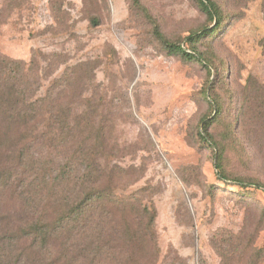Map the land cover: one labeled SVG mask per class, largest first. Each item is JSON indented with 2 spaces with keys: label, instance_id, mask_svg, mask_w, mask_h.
Masks as SVG:
<instances>
[{
  "label": "rangeland",
  "instance_id": "obj_1",
  "mask_svg": "<svg viewBox=\"0 0 264 264\" xmlns=\"http://www.w3.org/2000/svg\"><path fill=\"white\" fill-rule=\"evenodd\" d=\"M211 1L221 26L194 42L218 22L199 0H0V71L33 104L28 129L57 136L53 119L68 114L73 144L91 150L115 193L156 209L158 264H264V185H249L264 184V0ZM156 26L202 60L172 52ZM215 117L219 147L200 136ZM21 129L0 115L1 175L12 182L0 201V264L32 243L20 234L34 216L17 195L21 161L57 169L68 155L59 138L30 143ZM29 163L38 181L51 179ZM38 202L45 220L60 210L49 191ZM49 254L36 264H71L59 240Z\"/></svg>",
  "mask_w": 264,
  "mask_h": 264
},
{
  "label": "trees",
  "instance_id": "obj_2",
  "mask_svg": "<svg viewBox=\"0 0 264 264\" xmlns=\"http://www.w3.org/2000/svg\"><path fill=\"white\" fill-rule=\"evenodd\" d=\"M133 1L139 3V0ZM199 1L218 22L215 27L205 28L192 35L189 39H193L194 42L207 34L216 33L222 23L214 2ZM155 34L172 52L182 53L187 59L202 60V54L195 48L187 50L184 46L171 42L158 26L155 27ZM206 65L209 66L210 62ZM13 77L14 75L9 74L2 76L0 71V91L2 89L8 91L7 96L0 95V115L6 117L7 121L18 124L22 128V136L28 138L30 143L40 140L53 141L59 138L68 155L63 163L58 164L60 166L57 169H51L55 163L50 165L49 162L46 163L49 166L39 167L35 160L29 159L28 156V160L25 156L21 161L23 170L21 173L17 171L18 186L21 190L17 195H24V213H34V216H31L25 225L20 226V234L25 240H32V243L22 249L21 254L15 256L11 264H27L29 261L31 264L45 262L50 255L51 240L61 241L62 255L70 260L71 264H158L156 209L139 201L136 195L119 196L115 193L113 186L115 182L111 180V174L103 172L95 161L91 160L93 157L91 150L83 143L76 146L73 144L71 139L73 128L68 127V114L56 115L53 119L54 124L59 126L55 128L58 131L57 136L38 137L31 132L28 125L33 119V104L27 92L20 90L16 82H11ZM213 99L217 103V113H220L222 107L216 98ZM216 117L203 121L204 131L200 132V136L205 142L219 147L218 141L209 129ZM0 139L3 140L1 132ZM9 153L10 151L7 150L6 154ZM29 161L38 167L37 170L42 169L45 172L50 169L51 179L38 181L33 176L34 170H29ZM221 161L220 150L216 164L219 179L228 181L231 176L224 169ZM1 174L2 169H0V201L4 196L3 188L9 187L12 183L3 181ZM234 180L242 187L264 185L260 180H251L249 185H245L241 178L235 177ZM44 191L50 193V204L58 203L60 206L57 215L50 220H45L48 219L47 211L45 207H40L38 202ZM4 234L6 233L0 232V237ZM2 251L4 255L7 248L0 246V253Z\"/></svg>",
  "mask_w": 264,
  "mask_h": 264
}]
</instances>
